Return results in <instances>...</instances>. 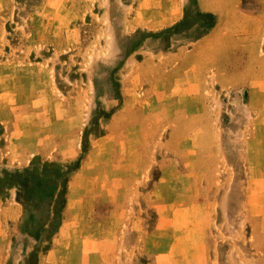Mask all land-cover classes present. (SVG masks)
Segmentation results:
<instances>
[{"label":"rangeland","instance_id":"1","mask_svg":"<svg viewBox=\"0 0 264 264\" xmlns=\"http://www.w3.org/2000/svg\"><path fill=\"white\" fill-rule=\"evenodd\" d=\"M0 264H264V0H0Z\"/></svg>","mask_w":264,"mask_h":264}]
</instances>
